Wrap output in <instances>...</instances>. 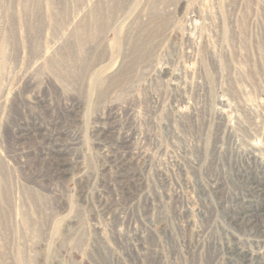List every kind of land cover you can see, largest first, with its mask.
<instances>
[{"label":"rangeland","instance_id":"rangeland-1","mask_svg":"<svg viewBox=\"0 0 264 264\" xmlns=\"http://www.w3.org/2000/svg\"><path fill=\"white\" fill-rule=\"evenodd\" d=\"M190 4L0 0V264H264V50Z\"/></svg>","mask_w":264,"mask_h":264},{"label":"built area","instance_id":"built-area-1","mask_svg":"<svg viewBox=\"0 0 264 264\" xmlns=\"http://www.w3.org/2000/svg\"><path fill=\"white\" fill-rule=\"evenodd\" d=\"M188 20L195 35L202 30L222 33L223 46L264 50V0H191Z\"/></svg>","mask_w":264,"mask_h":264},{"label":"bare ground","instance_id":"bare-ground-1","mask_svg":"<svg viewBox=\"0 0 264 264\" xmlns=\"http://www.w3.org/2000/svg\"><path fill=\"white\" fill-rule=\"evenodd\" d=\"M255 189H257L256 188V186H255ZM255 191H253V193H254ZM256 192H258V193H263L262 191H259V189L258 190H256ZM255 192V193H256ZM254 196H256V197H260V195H254ZM253 197V196H252ZM262 216V215H261ZM254 219V218H253ZM249 224V223H248ZM237 226H238V224H236ZM246 225V224H245ZM257 226H258V229H256L257 230V232L258 233H260V234H263L264 233V224H262L263 226H261V225H258V224H256ZM236 226V228H238ZM247 226V225H246ZM249 228V227H248ZM252 229V228H251ZM256 233V232H255ZM238 251V250H237ZM233 255V254H232ZM238 256V255H237ZM239 258V257H238ZM243 259V258H242ZM247 263V262H246Z\"/></svg>","mask_w":264,"mask_h":264}]
</instances>
